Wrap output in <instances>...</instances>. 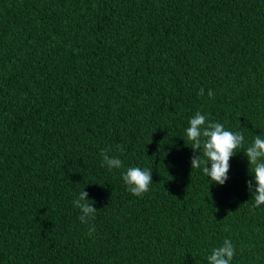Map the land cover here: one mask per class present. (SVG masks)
<instances>
[{
    "label": "trees",
    "instance_id": "1",
    "mask_svg": "<svg viewBox=\"0 0 264 264\" xmlns=\"http://www.w3.org/2000/svg\"><path fill=\"white\" fill-rule=\"evenodd\" d=\"M197 111L264 137V0H0V264H208L225 239L264 264L244 149L222 186L191 170Z\"/></svg>",
    "mask_w": 264,
    "mask_h": 264
},
{
    "label": "clouds",
    "instance_id": "2",
    "mask_svg": "<svg viewBox=\"0 0 264 264\" xmlns=\"http://www.w3.org/2000/svg\"><path fill=\"white\" fill-rule=\"evenodd\" d=\"M198 96L204 95V89L201 88ZM208 97H213L214 92L209 89ZM189 126L185 130L186 139L191 144L194 155L190 158L191 170L202 169L212 183L224 185L228 179L230 168V159L243 150L247 158L248 170L253 181L247 182V187L252 193L254 199V208L264 205V137L255 135L254 140L245 149V138L240 132L226 130L221 123L209 121L208 117L199 111L189 119ZM117 151H123L122 146H116ZM112 149L105 148L102 155V167L109 171L121 169L122 161L114 155H110ZM195 153H199L196 155ZM210 165V166H209ZM121 179L127 190L136 197H142L149 191L152 182V170L148 168L129 167L122 173ZM209 188V186H208ZM88 193L82 190L79 196L73 201V206L79 209L80 221L89 224L88 235L96 231L95 226L91 225L97 210L92 206L94 201L87 199ZM236 255L235 248L230 239H225L221 246L212 249L211 254L207 256L208 264H231Z\"/></svg>",
    "mask_w": 264,
    "mask_h": 264
}]
</instances>
